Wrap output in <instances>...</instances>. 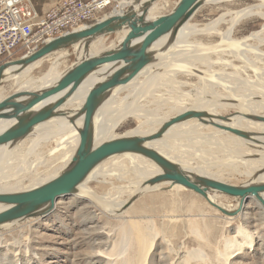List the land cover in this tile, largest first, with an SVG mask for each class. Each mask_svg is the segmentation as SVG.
Instances as JSON below:
<instances>
[{"label": "bare ground", "instance_id": "bare-ground-1", "mask_svg": "<svg viewBox=\"0 0 264 264\" xmlns=\"http://www.w3.org/2000/svg\"><path fill=\"white\" fill-rule=\"evenodd\" d=\"M239 1L240 0H203L202 6L199 9L203 6L216 7L217 9L224 11V13L219 15L215 20L197 28L190 25V21L193 19L197 11H199L198 9L190 20L180 28L177 35L174 37V40L171 39V34H169L161 37L152 45L151 50L154 52L156 58L154 62L146 66L139 73V75L127 85L119 86L112 90L111 96L94 112L92 116L94 147L109 139L129 136L140 137L154 134L166 121L179 113L184 111L200 112L206 115L201 120L193 119L173 125L160 139L146 143V146L158 151L162 156L179 164L182 169L191 172L194 175L203 176L217 182L224 183L207 172L203 173L193 167H190L191 161H187V157L184 156L188 155V153H196L197 156H202L204 153V151L201 150L202 146L204 147L206 143L217 142L218 139L216 140V136L225 135L227 140L231 143L229 146H223L225 149L224 151L227 154L225 160L227 161L226 166L232 167V169H236L238 165L243 167L249 177V180L245 183L264 184V123L248 119V117L264 118V115L257 113L258 110H264V0H252L255 1L254 4L247 5L235 11L231 10V7H234ZM130 2L131 0L127 2V5L126 2L118 3L114 13H124L129 7ZM156 9L157 5L155 3L148 11V18L153 19L158 16L156 15ZM255 18L263 21L262 27L259 31H256L241 40H237L232 37V31L237 24L245 19ZM222 25H227L225 29L223 28V31L221 29ZM124 34L126 33L123 32L120 41L124 37ZM211 37H217V39L211 40ZM77 52V60L85 56L82 53L81 48ZM97 54H99V52H93L91 48L88 55ZM40 62L41 60L37 61L33 65L27 67L24 71H21L20 74H14L12 78L17 79L22 74L38 67ZM112 68H116V66H113ZM225 68L230 70L232 69L234 71V74H230L234 78V82H231L229 79L222 76V72L224 71L223 69ZM215 69H219V71H216ZM18 70V67L9 66L5 73L7 74L10 71L13 73ZM53 70L54 69L52 68L48 74L45 75L41 81H39V85H33L35 90L54 84L61 79L63 73L65 72L64 71L59 74L53 73ZM103 70H100L99 73L103 72ZM248 71H251L254 76V81L249 80L250 76L247 74ZM155 73L157 74L155 75ZM241 73L247 74V79L244 78L241 80ZM177 77L196 78L198 84L201 86L199 88L200 90L198 95L195 97H188L187 94H182L181 96H174L170 99L164 98V95H169L174 92L173 90L175 85H181L180 82H175ZM140 78L145 79L146 82H144V84L139 88L138 84L141 81L138 79ZM96 80H98L96 76L89 77L88 80L85 81L84 84L75 92L74 96L68 101V104L64 107V109L69 111H75L78 109L85 101L91 86L96 82ZM21 88L22 87L19 89ZM167 88H170L171 91L167 90ZM124 90H128L129 92L126 97L123 98L122 102L118 103L116 96ZM245 90H247V92H244ZM162 91H165L166 93H162ZM56 98L57 97H52L44 102H52ZM131 98L132 100H130ZM255 99L259 100L256 101ZM141 101H147L149 102V105H154L156 108L164 105L167 101H171L174 105L183 106V109L174 115L161 116L157 109L151 110L148 105L141 104ZM74 104L76 107H71ZM35 110L36 107L30 112ZM229 110L235 112L230 117L229 121L223 122L218 120V117H222V115ZM8 111L9 110L6 109L0 113L3 114ZM131 116L140 120L138 125L121 135L115 134V131L120 123ZM69 118L70 117H55L37 125L32 132V135L36 136L35 140L32 141L31 146L20 157L18 156L15 158L14 153L18 150V146L21 142H18V144L16 143V146L15 144L10 145L8 143L0 147V194H15L40 187L42 183H37L41 180L38 178L34 179L30 187L27 188L28 190L25 191L8 193L9 189L7 188L9 181L18 180L28 174L35 173L37 168L41 166L42 159L39 154H36V151L41 143L59 139V142H57L55 147L51 150L50 155L62 151L63 157L61 161L64 169L70 164L80 143L79 130L82 127L84 115L74 120L73 124L69 121ZM14 123L15 120L11 119L0 120V134ZM211 124H219L229 128L241 130L243 132L253 134V138L251 141L242 140L230 133L213 127ZM204 130L211 133L204 134ZM168 139H172L173 142H168ZM209 145L211 146V144ZM34 154H36V158L33 161H29V157ZM251 156H257V158H248ZM118 157L126 158L130 162L129 171L132 172L137 179L134 183L130 184L129 187L131 190L129 194L136 186H139L145 180L160 173V170L156 167V165L148 159L139 155L124 154L108 158L97 165L89 173L86 179L78 186V189L108 202L114 204L119 203V201H116L110 196H99L87 187L88 182H97L98 180H104L110 176L121 179L124 176L122 172L119 171V173L116 174L112 173L109 169L102 168V165L106 161ZM55 177L47 178L48 180H45L50 181ZM165 188L166 185H158L154 188L153 192ZM183 189L184 188L180 186H175L171 190L180 191ZM216 193L218 192L212 191L208 194L210 200H212L216 205L228 212H233L238 208V199H236V205L230 208L221 205L218 202L217 197L212 196L216 195ZM71 196H73L74 199H82L83 201L98 207L96 204L85 200L83 197L77 195ZM262 198L264 199V194H262ZM252 204L260 210V216L264 217V210L261 205L254 198H250L245 201L242 211L238 214V216L228 217V219H246L248 213L245 210L247 206ZM55 205L56 202L51 211L47 208L40 209L37 212V216L33 217V220L34 218L36 220L44 219L54 210ZM210 207L213 208L212 206ZM6 208H8V206L0 204V212ZM98 208L106 212L105 209L101 207ZM19 221L21 220L3 224L0 228L2 229L4 227L12 226ZM134 229L138 232L136 235L137 249L135 255L123 257V251L119 253V256H121L120 259L116 258V260H113L112 258L107 257L105 259L106 264H143L146 254L148 253L147 246H149L152 242V238H150L147 233L143 232L138 227H135ZM102 230L104 233L101 232V234L106 235L105 229ZM196 230L194 229L193 232L197 236L198 231ZM244 231L245 230L243 229L237 230L213 249L210 256L213 258L214 264H230L241 251L250 247L253 239V233H244ZM14 240L5 246H3V242L1 240L0 250L4 248L6 255L9 254L15 256L16 258L17 256H22L23 254L27 255L29 253H34V247H32L28 241V244H21L22 242L18 244L15 243L17 240L15 242ZM108 244L110 245V242H108ZM187 255L188 259L181 260L182 262L180 264H188V261L195 258L197 260V263L195 264H198V262L205 264V262L208 261L207 255H205L201 250L188 252ZM96 256L100 257L99 254H96Z\"/></svg>", "mask_w": 264, "mask_h": 264}, {"label": "rangeland", "instance_id": "rangeland-1", "mask_svg": "<svg viewBox=\"0 0 264 264\" xmlns=\"http://www.w3.org/2000/svg\"><path fill=\"white\" fill-rule=\"evenodd\" d=\"M177 2L178 0L157 1L156 15L170 13ZM254 3L255 1L252 0H240L234 7H231V10L235 11ZM222 13L224 11L216 7L203 6L190 21V25L200 28L215 20ZM262 24L263 21L258 18L245 19L234 27L232 37L241 40L259 31ZM226 27L227 25H222V31ZM120 33L108 39L99 38L102 41L97 39L90 45V50L92 48L93 52H104V50L113 48L122 37ZM210 39L216 40L217 37ZM74 48L70 47L49 55L41 60L38 67L22 74L17 79L12 78L4 81L0 87V101L1 98L15 91H34L33 85H39V81L52 68L54 69L53 73L60 74L66 71L68 67L76 63L77 56ZM223 70L222 76L234 82V78L230 75L234 74V71L228 68ZM247 74L250 76L249 80L254 81L251 71H248ZM247 74L241 73L240 79H247ZM138 80L141 81L138 84L140 88L146 80L142 78ZM175 82H180L181 85H175L174 90L172 89L174 92L164 95V98L170 99L182 94L195 97L201 87L194 77H177ZM20 87L22 88L19 89ZM167 90L171 91L170 88ZM128 92V90H124L119 93L116 96L117 102H122ZM162 93L166 92L162 91ZM255 100L258 101L259 99ZM141 104L148 105L151 110L157 109L161 116L174 115L183 109V106L174 105L171 101H167L158 108L149 105L147 101H141ZM71 107H76V105ZM234 113L229 110L222 117H231ZM257 113L264 115V110H258ZM139 121L132 116L128 117L120 123L115 134L121 135L135 128ZM203 133L210 134L211 132L204 130ZM35 138V135H31L22 140L18 150L14 153L16 156L13 154L14 157L22 156ZM215 138L218 139L217 142L206 143L204 147H201V150L204 151L202 156H197L196 153H188L189 156L185 155L184 157H187V161H191L190 167L203 173L207 172L216 179L223 181L224 184L243 185L249 180L246 170L240 165L236 169L226 166L227 154L223 146L231 145L230 141L225 135H219ZM167 141L173 142L172 139ZM57 142L59 139L40 144V149H37L36 154H39L42 159L41 166L37 168L35 173L28 174L18 180L9 181L8 193L28 190L27 188L30 187L32 181L38 178L41 180L37 183H42L40 185L42 186L49 182L46 181L47 178L55 177L64 170L61 161L63 152L50 155ZM36 154L31 155L29 161H33ZM248 158L255 159L257 156ZM102 168L109 169L116 174L120 171L124 176L121 179L110 176L97 182H88L87 187L99 196H110L119 202L126 199L131 190L130 184L137 180L134 174L129 171L130 162L123 157L113 158L106 161ZM212 196H216L218 202L223 206L232 208L236 205V199L232 197L220 193ZM245 211L248 213L245 221L242 218L230 220L216 209L211 208L202 197L185 189L180 191L158 190L148 193L138 199L125 213L117 216H112L82 199L66 196L59 198L54 210L42 220L30 218L21 220L12 226L0 228V241L2 240L3 246L15 239L14 242L17 240L15 243L28 244L29 242L34 247V253L23 254L17 258L9 254L6 255V251L2 248L0 250V264H106L105 259L107 257L113 260L120 259L119 253L123 251V257L135 255L137 249L136 235L138 234L137 230L134 229L135 227L152 238V242L147 246L149 254H146L143 264H180L181 260L188 259V252L197 250H201L207 255L208 261L205 264H214L213 258L210 256L213 249L239 229L245 230L244 233H253L252 243L249 248L241 251L230 264H264V217L260 216V210L253 204L247 206ZM101 228L105 229L106 235L101 234V232L104 233ZM194 229L198 231L197 236L193 232ZM96 254H99L100 257H97ZM196 261V258L192 259L188 261V264H195ZM198 264L204 263L198 262Z\"/></svg>", "mask_w": 264, "mask_h": 264}, {"label": "water", "instance_id": "water-1", "mask_svg": "<svg viewBox=\"0 0 264 264\" xmlns=\"http://www.w3.org/2000/svg\"><path fill=\"white\" fill-rule=\"evenodd\" d=\"M157 1L159 0H131L129 7L122 14L112 13L84 30L67 34L45 44L27 57L0 64L1 87L2 83L12 79L14 74H20L27 67L54 53L75 47L76 56L80 48L85 55L66 70L61 79L54 84L35 91H15L0 101V112L9 110L6 113H0V120H15L12 126L0 134V147L8 143L11 145L21 142L32 135L37 125L49 119L70 117L69 121L73 124L74 120L84 115L82 127L79 130V146L70 164L57 177L30 191L0 194V204L8 206L0 212V226L36 217L37 212L42 208L51 211L59 198L71 195L83 197L105 209L112 216L121 215L138 199L153 192L158 185H166V188L162 190L169 191L175 186H180L193 192L226 217L238 216L243 204L250 198H254L264 210L262 198L264 184L244 183L241 186H232L194 175L162 156L158 151L146 146V143L160 139L173 125L193 119L201 120L206 116L204 113L184 111L166 121L154 134L109 139L94 147L92 127L94 112L111 96L112 90L127 85L146 66L154 62L156 58L151 50L152 45L169 34L174 40L180 28L190 20L203 2V0H178L170 13L150 19L148 11ZM120 32L126 34L115 49L100 52L97 55H88L90 45L94 41ZM9 66L18 67V73L10 71L6 74L5 71ZM113 66L116 68H112ZM100 70L103 72L99 73ZM91 76H96L98 80L91 86L83 104L75 111L64 109L75 92ZM52 97L57 98L52 102H44ZM35 107L36 110L30 112ZM229 119L230 117H218V120L223 122ZM248 119L264 123L262 117H248ZM211 125L242 140L251 141L253 138V134L241 130L219 124ZM124 154L139 155L148 159L156 165L160 173L136 186L126 199L116 204L78 189L97 165L108 158ZM212 191L238 199V208L228 212L216 205L208 196Z\"/></svg>", "mask_w": 264, "mask_h": 264}, {"label": "built area", "instance_id": "built-area-1", "mask_svg": "<svg viewBox=\"0 0 264 264\" xmlns=\"http://www.w3.org/2000/svg\"><path fill=\"white\" fill-rule=\"evenodd\" d=\"M117 0H57L43 18L30 0H0V64L27 57L45 44L110 16Z\"/></svg>", "mask_w": 264, "mask_h": 264}, {"label": "crops", "instance_id": "crops-1", "mask_svg": "<svg viewBox=\"0 0 264 264\" xmlns=\"http://www.w3.org/2000/svg\"><path fill=\"white\" fill-rule=\"evenodd\" d=\"M31 1V3H32V6H33V8H34V10H35V13H36V18H35V21H39V20H41L42 18H43V16H44V14L48 11V10H50L54 5H55V3L57 2V0H30ZM119 3H121V2H126V5H127V2L128 1H126V0H117ZM119 33H117V34H110V35H108V36H105V37H103L104 39H108V38H110V37H112V36H115V35H118ZM121 35H123V32H121L120 33ZM119 42V41H118ZM118 42L116 43V45L113 47V48H111V49H115L116 47H117V44H118ZM75 49V48H74ZM111 49H109V50H111ZM108 51V50H107ZM100 52H102V51H99V53ZM76 62H77V59H76ZM72 66V65H71ZM70 66V67H71ZM70 67H68V69L70 68ZM67 69V70H68ZM6 97V96H5ZM5 97H3V98H5ZM3 98H1V99H3ZM67 110V109H66Z\"/></svg>", "mask_w": 264, "mask_h": 264}]
</instances>
